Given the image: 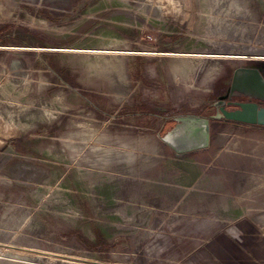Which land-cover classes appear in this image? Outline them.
Segmentation results:
<instances>
[{"label":"rangeland","instance_id":"374dc122","mask_svg":"<svg viewBox=\"0 0 264 264\" xmlns=\"http://www.w3.org/2000/svg\"><path fill=\"white\" fill-rule=\"evenodd\" d=\"M196 1L0 0V264H187L198 246L194 252L204 249L211 260L233 254L224 241L238 239L234 230L248 217L218 212L212 199L223 192L213 185L208 207L198 186L188 184L185 166L196 162L213 183L224 176L220 161L235 129L221 123L218 96L234 69L264 70V59L251 56L264 55V43L234 38L235 31L248 38L250 25L235 14L237 1L210 0L212 42L204 53L226 56L193 57L202 68L194 80L221 68L225 85L210 80L214 89L196 88L184 99L174 80L177 58L149 53L159 51L157 36L185 26ZM121 4L144 10V18L134 14L138 36H122L123 29L100 20ZM253 30L260 41L261 24ZM127 61L135 66L126 72ZM144 61L156 63L157 73H147L151 84L170 83L172 107L186 102L177 114L209 119L207 147L178 154L167 146L162 137L175 119L160 134L149 115L121 119L116 108L151 98V84L133 89ZM163 108L146 105L154 114ZM239 175L227 193L232 200L257 186L250 174L242 185Z\"/></svg>","mask_w":264,"mask_h":264},{"label":"crops","instance_id":"0c3cea01","mask_svg":"<svg viewBox=\"0 0 264 264\" xmlns=\"http://www.w3.org/2000/svg\"><path fill=\"white\" fill-rule=\"evenodd\" d=\"M235 1L238 3L234 4V8L237 9L235 10V14H237L239 18H248L250 25L248 38L243 37L242 31L237 33L235 31L234 38L239 36L240 41L245 38L249 39L251 44H258L259 42L263 44L264 0ZM244 1L245 5H243ZM190 8L191 9L184 15L185 26H177L172 28V31L168 34L161 35L159 37L157 36L155 40V46L159 51L155 54L149 53V55L154 56H171L177 58L180 69L174 76V80L178 82V87L181 89L180 95H183L185 97L184 99H186V95H189V93L191 96H193V90L196 88H206L208 90L214 89V86L212 87L211 85H206V83H208L210 80L213 81L214 84H218L220 81H222L224 83L223 85H225V72L224 69L222 70L221 68H214L212 73L210 71L207 72L206 77H201L200 79L198 78L197 80H194V74L201 72L202 68L194 67L193 57L226 55L204 53V46L212 42L211 37L208 36L209 29L207 26L208 21L211 18V13H213V9H215V7L211 4V1H196V4H193ZM109 9L113 10L112 13H110L109 16L106 15L104 18L101 17V21H105L109 24L112 23V25H110L111 28L123 29L124 32L121 35L127 38H131V34H137L136 36L139 35V33L134 31V29L139 28L140 19H136L134 14L140 15L137 16L138 18H144L143 9L139 10L138 8H135L129 4L110 5ZM118 13H121L122 15H117ZM259 23L263 29V32L260 36V41L255 40L256 38H254L255 33L253 30L254 24ZM182 31H191L199 36L196 39H189L181 35ZM111 39H113L112 41L117 40L116 38ZM219 43L222 42L219 41ZM111 52H122L127 53L128 55H130V53H134L130 51ZM251 56L264 59V57H260L264 56L262 54H253ZM127 64H124V70L128 68V71H130V67L135 66L132 64L130 66L128 61ZM139 65L140 68H138L137 71L138 73L141 72L143 76L142 79L137 81L138 85L134 86L133 89H137V91L141 93V87H145L147 84L149 85L152 83L149 82L151 76L147 74L148 71H153L152 73H157V71L155 62L152 63L144 61ZM250 67L258 69L264 78V70L261 67ZM150 68L152 70H150ZM171 70L172 69H169L167 72L171 73ZM125 71L127 72V70ZM131 71L135 72V69ZM222 75V79H224L220 80ZM149 86H151V98H144V100L141 99V102H139L140 99L138 102H128L127 104L116 108V110L122 113V120L130 118L135 119V117L136 120H138L137 118L139 117L145 119L146 115L154 117V121L160 122L159 128L156 131L157 134H160L164 127H167V125L171 124V122L174 121L177 116H181L180 114H177L176 111H181L182 113L186 108V102L180 103L178 107H172L169 101L171 94L170 83L158 84V82L155 81ZM113 92V95H118V93H121V91ZM149 104L153 105L154 111L164 107L163 112H160L159 114L147 112L146 105ZM172 113L174 114L172 115ZM110 119L111 118L109 117L107 120ZM221 123L224 125H231L235 129V131H233V138L228 141L231 144L227 151L229 156L222 158L220 161L221 166H223L222 169H220L222 170L220 173H222L224 176L219 177L218 181L213 183L210 176H205L204 174L201 175L199 169L197 168L196 162L187 163L191 165L190 167L188 165L185 166L186 169L190 168L187 172V178L190 180L188 184H191L192 186H198L197 191L202 193L203 202L204 200H207L208 207L212 194L211 185L216 186V190H218V192H223V194L218 195L217 199H212L216 201V205L214 206L217 207L218 212H243L241 217H248V219H244L236 226L234 230V238L237 237L238 239H235L233 242L224 241L226 248H234L235 251L232 255H226L219 257L218 259L215 258L211 260V257L208 255V253L204 252V249L201 253L194 252L197 250L199 247L198 246L196 249H193L190 252L192 254L189 256V258H186V262L187 264H264V185L263 183L260 184V182L264 179V126L227 122L226 120H223ZM188 155L186 156L190 157ZM239 171L242 174L241 177L239 175V180L241 181L242 185L248 186V181L244 175L246 174L249 176L250 174L251 177L254 178L249 177V179L251 178V181L255 180L257 186L256 188L251 187L248 192L245 188H242L241 192L243 194L244 192H247V195H242L241 197L232 200L233 198L230 195H227V193H231V186L237 183V179L235 176L233 177V173H239ZM213 190L215 189L213 188ZM228 236L229 235L225 234L223 239H229Z\"/></svg>","mask_w":264,"mask_h":264},{"label":"water","instance_id":"95a60500","mask_svg":"<svg viewBox=\"0 0 264 264\" xmlns=\"http://www.w3.org/2000/svg\"><path fill=\"white\" fill-rule=\"evenodd\" d=\"M239 96L248 100L231 101V98ZM225 98L229 100L222 105ZM217 105L226 121L264 126V78L259 70L252 67L236 68L227 94L219 98ZM175 122L174 127L162 137V141L174 152L187 153L208 146V118L187 115L175 118Z\"/></svg>","mask_w":264,"mask_h":264},{"label":"flooded vegetation","instance_id":"af4514ba","mask_svg":"<svg viewBox=\"0 0 264 264\" xmlns=\"http://www.w3.org/2000/svg\"><path fill=\"white\" fill-rule=\"evenodd\" d=\"M230 84H231V80H230ZM229 87H230V85H229L228 88L224 91V94L218 97V101H217V103L219 102V98H220V97H222V96H224V95L227 94ZM228 100H229L228 98L223 99V101H222L223 104H222V105H225V104L227 103ZM247 100H248V99H247L246 97H243V96H239V97H233V98H231V101H238V102H243V101H247ZM217 103H216V106H217V108H218Z\"/></svg>","mask_w":264,"mask_h":264},{"label":"trees","instance_id":"16d2710c","mask_svg":"<svg viewBox=\"0 0 264 264\" xmlns=\"http://www.w3.org/2000/svg\"><path fill=\"white\" fill-rule=\"evenodd\" d=\"M227 122H231V121H227ZM235 123V122H234Z\"/></svg>","mask_w":264,"mask_h":264}]
</instances>
